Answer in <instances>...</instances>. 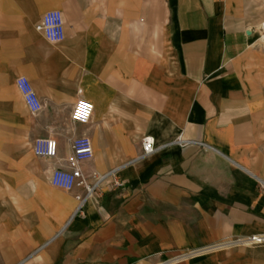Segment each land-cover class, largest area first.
<instances>
[{"label":"crops","instance_id":"obj_1","mask_svg":"<svg viewBox=\"0 0 264 264\" xmlns=\"http://www.w3.org/2000/svg\"><path fill=\"white\" fill-rule=\"evenodd\" d=\"M260 5L163 0L178 70L159 71V0H0V122L30 120L29 137L59 147L49 161L32 151L48 179L46 232L14 264H264V244L236 242L264 234V118L239 71ZM54 9L65 19L59 43L36 30ZM21 75L43 102L36 115ZM80 98L94 104L88 124L72 121ZM81 135L95 151L83 172L118 169L122 185L109 178L79 209L84 188L49 180ZM146 135L186 143L143 157ZM178 253L188 255L172 261Z\"/></svg>","mask_w":264,"mask_h":264},{"label":"rangeland","instance_id":"obj_2","mask_svg":"<svg viewBox=\"0 0 264 264\" xmlns=\"http://www.w3.org/2000/svg\"><path fill=\"white\" fill-rule=\"evenodd\" d=\"M162 1L159 0L158 29L156 35H152L158 41L159 71L163 68L177 71V48L162 12ZM260 6L263 13L253 16V44L242 57L239 71L264 118V0ZM0 113L3 115L4 111ZM29 124L30 120L21 117L14 119L12 124L0 122V264H14L40 241L37 236L46 232L41 215L46 211L45 196L50 191L47 190L48 179L43 173V164L31 150L35 138L27 135L25 127ZM261 188L264 190L262 182ZM10 246H13V254L9 253ZM229 246L232 245L224 248Z\"/></svg>","mask_w":264,"mask_h":264},{"label":"built area","instance_id":"obj_3","mask_svg":"<svg viewBox=\"0 0 264 264\" xmlns=\"http://www.w3.org/2000/svg\"><path fill=\"white\" fill-rule=\"evenodd\" d=\"M36 30L51 43H59L66 37L65 19L63 12L58 9L46 12L42 19L36 24ZM17 87L22 94L24 102L31 112L36 115L43 109V102L39 98L31 80L21 75L16 81ZM94 113V104L84 98H80L74 106L72 112V121L77 124H88L91 122ZM185 144L181 138L166 142L161 145L156 144V140L151 135H146L142 138V156L146 157L157 150L165 148L171 144ZM32 151L38 158L45 160H54L58 157L59 147L56 139L52 137H37L32 143ZM95 151L92 139L87 135L75 137L71 142V154L68 158V167H55L50 176V184L52 187L64 190L73 191L77 187L84 188L85 194L77 196L79 200V209L83 208L86 201L98 192L103 182L112 178L114 186L122 185V181L117 177L118 169H113L106 174L94 172L85 174L80 164L94 157ZM241 244H262L264 243V234L252 235L247 238L236 241ZM188 254H180L172 261L182 259Z\"/></svg>","mask_w":264,"mask_h":264},{"label":"water","instance_id":"obj_4","mask_svg":"<svg viewBox=\"0 0 264 264\" xmlns=\"http://www.w3.org/2000/svg\"><path fill=\"white\" fill-rule=\"evenodd\" d=\"M248 33H250V31H248Z\"/></svg>","mask_w":264,"mask_h":264}]
</instances>
